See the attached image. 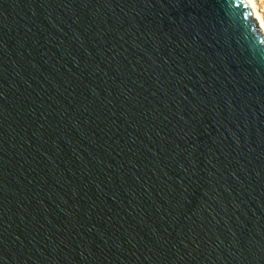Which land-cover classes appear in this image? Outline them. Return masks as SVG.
<instances>
[{
	"label": "water",
	"instance_id": "95a60500",
	"mask_svg": "<svg viewBox=\"0 0 264 264\" xmlns=\"http://www.w3.org/2000/svg\"><path fill=\"white\" fill-rule=\"evenodd\" d=\"M250 4L0 0V264H264Z\"/></svg>",
	"mask_w": 264,
	"mask_h": 264
},
{
	"label": "bare ground",
	"instance_id": "6f19581e",
	"mask_svg": "<svg viewBox=\"0 0 264 264\" xmlns=\"http://www.w3.org/2000/svg\"><path fill=\"white\" fill-rule=\"evenodd\" d=\"M251 3V9L253 8V13L258 17V20H261V25H264V4L263 0H249ZM264 29V26H262Z\"/></svg>",
	"mask_w": 264,
	"mask_h": 264
},
{
	"label": "rangeland",
	"instance_id": "374dc122",
	"mask_svg": "<svg viewBox=\"0 0 264 264\" xmlns=\"http://www.w3.org/2000/svg\"><path fill=\"white\" fill-rule=\"evenodd\" d=\"M263 4H264V0H263Z\"/></svg>",
	"mask_w": 264,
	"mask_h": 264
}]
</instances>
